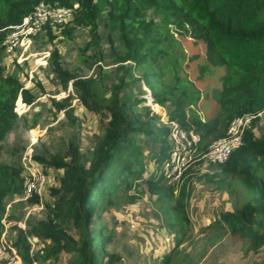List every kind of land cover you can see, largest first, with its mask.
<instances>
[{
    "label": "trees",
    "instance_id": "obj_1",
    "mask_svg": "<svg viewBox=\"0 0 264 264\" xmlns=\"http://www.w3.org/2000/svg\"><path fill=\"white\" fill-rule=\"evenodd\" d=\"M40 2L79 6L64 26L46 28L50 40L57 32L72 37L75 29L86 27L92 45L99 46L98 21L106 13L109 34H120L123 42L119 62L128 68L112 86H100L96 78L78 79L63 67L58 51H53L50 63L61 90L74 88L82 106L100 116L102 133L95 137L91 149L82 150L81 142L74 138L64 153L58 152L49 160L34 157L38 164L61 172V177L59 185L51 188L57 200L48 207L47 217L28 230L9 213L6 204L8 199L23 198L24 170L0 163V237L5 231L12 232L14 236L8 241L24 264H46L63 256H68L67 264H122L123 257L112 248V232L96 221L108 205L117 201L119 189L126 193L140 180L162 203L160 210L168 225L185 236L191 225L186 198L196 168L206 162L203 156L213 142L226 136L235 118L264 111V0H0V151L20 120L16 110L19 102L30 106L36 99L17 73H6L3 42L9 28L20 24ZM170 25L177 34L205 45L199 80L214 69L224 70L216 78L219 86L210 94L181 76L185 58L173 48ZM134 72L139 73L137 79ZM139 80L148 88L153 104L170 108L169 122L177 121L201 137L198 161L184 172L179 184L170 183L162 170L158 176L142 177L148 156L139 140L151 139L161 145L150 158L160 169L170 157L171 148L170 128L161 123V114L146 104L150 96L132 91ZM202 96L212 97L217 106L207 120L195 109ZM73 100L69 93L52 104L55 113H64L75 125ZM254 128L245 132L243 145L225 164L216 166L219 172L209 179L220 189L239 190L247 198L236 211L220 212L214 227L249 245L257 256L264 252V126L259 133ZM27 201L41 203L37 193ZM71 230L79 234L78 239L69 235ZM30 235L43 244L36 252L32 251ZM181 252L177 245L163 257V264H180Z\"/></svg>",
    "mask_w": 264,
    "mask_h": 264
},
{
    "label": "rangeland",
    "instance_id": "obj_2",
    "mask_svg": "<svg viewBox=\"0 0 264 264\" xmlns=\"http://www.w3.org/2000/svg\"><path fill=\"white\" fill-rule=\"evenodd\" d=\"M150 17L154 18L153 13H150ZM106 22L107 16L104 13L103 18L98 21L101 39L99 46L92 45L88 28L79 27L75 29L72 37L55 33L54 40L42 33L25 58L19 62L15 55L3 56L6 73H17L26 88L36 96L32 105H18L16 110L20 120L2 143L0 151V163L21 166L25 175L33 173L44 179L38 194L40 204H31L20 198L6 201L7 210L25 230L47 217L48 207L53 206L57 200L52 195L51 188L59 185L61 177V172L38 164L34 157L42 156L49 160L58 152L64 153L69 141L74 138L81 142L82 150L91 149L95 137L102 133L100 116L82 106L74 88L70 86L68 92L61 90L50 57L57 50L63 67L78 79L96 78L100 86H112L124 75L128 65L120 63L118 59L123 50L120 34L110 35ZM169 30V36H173V48L185 58L181 76H187L204 94H210L213 87L219 86L216 78L224 74V70L214 69L204 80H199V66L205 64V45L177 34L172 25ZM138 76L139 73L134 72L136 79ZM132 91L148 98L150 96L148 88L141 80L132 85ZM69 93L74 96L71 108L75 125L64 113H55L52 104L53 100L61 101ZM152 102L150 96L146 104L161 114V123L164 124L168 121L170 108L158 107ZM216 108L212 97L202 96L195 109L202 119L207 120L213 116ZM263 126L264 120H261L254 129L259 133ZM168 140L171 150H174L170 138ZM139 143L144 145L145 154L148 156L146 172L142 177L146 179L154 174L158 176L163 169L158 168L157 163L150 158L152 154L159 152L161 145L151 139H140ZM196 169L189 188L190 193L186 198L191 225L185 236L176 233L168 225L160 210L162 203L144 181H135L133 188L126 193L121 189L117 191L119 198L101 212V218L96 223L105 225L108 232H112V248L123 257L122 264H163V257L171 253L177 245L182 250L180 264H264L263 251L256 256L249 250V245L232 238L227 231L214 227L218 214L222 211H236L246 202L245 195L239 190L227 192L217 187L216 182L210 181L209 177L219 172L220 168L205 162ZM68 233L75 239L79 237L74 230ZM13 236L12 232L7 231L8 239L11 240ZM29 240L33 252L43 247L34 236L30 235ZM68 260V256H63L46 264H67ZM0 264L6 263L0 260Z\"/></svg>",
    "mask_w": 264,
    "mask_h": 264
},
{
    "label": "built area",
    "instance_id": "obj_3",
    "mask_svg": "<svg viewBox=\"0 0 264 264\" xmlns=\"http://www.w3.org/2000/svg\"><path fill=\"white\" fill-rule=\"evenodd\" d=\"M78 8V5L59 7L51 3L40 2L30 14L24 17L20 24L9 28L10 32L3 42L5 56L15 55L19 62L25 58L34 42L42 33H45L48 26L53 30L64 26L74 18ZM18 105L26 106L21 102ZM257 120H264V111L235 118L228 128L226 136L210 145L203 156L204 160L213 166L225 164L233 152L243 145L245 132L254 128ZM164 124L170 128V140L174 145V150L172 148L170 157L163 165V171L170 183L179 184L184 172L191 164L198 161L196 152L201 137L195 130L183 127L177 121H167ZM43 183L42 177L33 173L26 174L24 195L20 199L27 201L34 193L39 194ZM0 260H4L6 264H24L15 248L10 245L7 231L0 237Z\"/></svg>",
    "mask_w": 264,
    "mask_h": 264
}]
</instances>
